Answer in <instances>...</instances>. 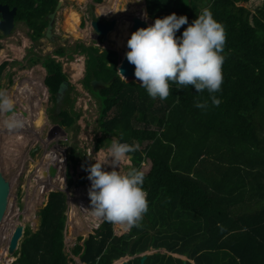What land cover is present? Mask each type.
Segmentation results:
<instances>
[{
  "label": "trees",
  "instance_id": "16d2710c",
  "mask_svg": "<svg viewBox=\"0 0 264 264\" xmlns=\"http://www.w3.org/2000/svg\"><path fill=\"white\" fill-rule=\"evenodd\" d=\"M57 1L0 3L16 7L15 22H24L31 30L30 38L37 41L45 37L47 15ZM260 1L255 10L250 7ZM144 3L146 10L142 13L147 11L152 21L175 13L186 16L191 24L204 9L211 11L226 35L221 53V90L197 93L191 86L170 83L166 100L152 99L139 83L126 81L134 76H124L125 80L119 75V58L113 51H100L97 46L83 43L71 50L60 46L53 51L54 55L70 58L72 51L87 55L82 83L99 103L102 135L96 139V150L110 147V135L116 130L123 134L118 136L119 143L139 146L146 142L142 149L129 153L134 157L132 168L145 174L148 209L140 226L124 231L119 225L103 221L88 237L80 234L71 252L83 264H112L150 248L184 255L189 260L155 252L147 255L143 264H264V0ZM142 20L141 16L133 20L119 45L112 43V35L107 36V45L121 49L122 59L129 50L127 40L141 27ZM150 25L146 18L144 26ZM187 26L183 25L176 36L180 37ZM28 62L41 63L45 68L43 82L58 107L54 119L72 128L79 113L73 109L68 91L59 102L56 97L60 83L67 80L61 62L50 54L29 55ZM6 65H0V74ZM93 78L112 82L108 87L95 88L90 83ZM213 97L220 101L218 105ZM197 102L206 107H195ZM111 109L113 114L108 116ZM145 160L149 166L144 171L141 163ZM69 161L77 163L73 150ZM67 177L71 179L68 172ZM56 178L50 183L39 181L42 194L61 183ZM85 182V173H81L77 185ZM34 205L32 202L31 207ZM66 210V194L51 191L40 209L39 227L24 230L19 255L10 264H69L71 259L64 249ZM9 235L10 239L13 233ZM7 242L0 257L8 256ZM127 264H140V256Z\"/></svg>",
  "mask_w": 264,
  "mask_h": 264
},
{
  "label": "rangeland",
  "instance_id": "374dc122",
  "mask_svg": "<svg viewBox=\"0 0 264 264\" xmlns=\"http://www.w3.org/2000/svg\"><path fill=\"white\" fill-rule=\"evenodd\" d=\"M77 1L81 0H63L62 7L58 10L56 15L57 19L54 22V31L58 36H67V39L64 42L59 39L51 41L46 37L34 41L29 36L31 30H29L28 26L22 21H17L15 23L10 34L4 35L0 32V65L2 63H7L0 74V91L4 92L8 97H11V92L14 91L13 86L16 82H23L22 87L25 89L26 86H28L26 84L29 81H32L34 84L33 90L35 89L36 91V94L32 90L27 94V102L29 104L26 105V111L30 114V122L25 120V122H28L26 123L28 128L24 123V127L19 129L23 132L22 136H12L17 130L11 134L10 131L3 126V121L8 117L3 113H0V169H2L10 182L7 197L9 198L8 203L3 209L0 217V250L4 248L6 243H8L7 241H10L11 238L9 239V234L14 233L16 229L20 228L22 230L23 234L19 240L21 243L25 232L24 230L29 228L31 231H35L39 227L40 209L45 206L47 196L49 192H51L50 190L42 194V189H40L39 184V176L44 170H53L55 171V176L61 181L60 184L55 186L53 191L60 190L59 188H61L67 198L64 249L68 257L71 259L69 264H83L80 262L79 258L74 256L71 252L72 247L78 241V236L82 233L85 234L86 232V229H83V226H80L77 223L76 212L74 213L76 223H74V217L71 216L73 210L76 211L79 204L77 201L78 195L76 190L87 185L88 182V185H90V181L87 179L88 172L86 169L92 163L103 161L108 156V149L110 147H105L99 150L95 149L96 139L102 134L98 126V99L94 97L82 83L87 55L78 51H72V57L70 58L68 55H54L53 51L60 46L71 50L75 44L83 43L87 46H97L100 51L108 49L109 51L115 52L119 58V62L122 61L123 57L121 49H116L114 46L107 45V42L103 43L101 38L95 39V32L90 24L92 12L95 9L100 12V18L103 19L101 16L111 18V13H109L110 11L108 9L110 0H102V2L85 0L86 3L82 5H79ZM260 4L261 1L260 3L256 2V4H253L250 7L255 10ZM66 6L78 9L82 15L80 22L76 27L77 30L72 33L73 36L66 32ZM128 13L130 18L126 30L130 28L133 20L140 14L139 7L132 8ZM128 13L126 12L125 16H127ZM146 14L152 24V19L149 18L147 12ZM125 16L123 19L126 18ZM143 17L144 16H142L143 20L141 25H144L146 22V19ZM116 26H121V24L117 22L114 28H116ZM125 34H122L114 45H119ZM32 54L39 56L50 54L54 56L56 60L61 62L62 70L66 74L68 80V85L64 88V91H68L67 93L73 101V109L79 113L72 128H66L59 125L58 119H54L58 112V107L51 100V94L43 82L46 70L41 63L29 64L28 57ZM134 78L130 77L126 81L134 80L139 83V81ZM56 97L59 102L60 97L58 95ZM63 97L64 95H62V98ZM40 99L44 101L41 103V110L44 112L42 117L41 115L36 114L35 110H31L37 107V104L40 108ZM33 100L37 103L32 102ZM13 102L14 106L18 105L19 107L24 104V101ZM112 114L113 109L108 111V116H111ZM20 117L22 118L21 115ZM24 128L26 130H24ZM113 138L114 137H111L112 142ZM145 144L146 142L139 145L138 148L142 149ZM136 145L138 144L136 143ZM71 150H73L76 155L77 163L75 164L69 161ZM128 155L130 156V154ZM132 161H134V157L130 160L123 161L118 171L121 174L126 173L132 168ZM148 166L149 161L145 160L141 163L142 170L144 171L148 169ZM104 167L106 171L112 170L108 166ZM67 172L71 176V181L67 177ZM81 173H85L86 182L82 185H77ZM39 197H41V199ZM38 199L39 201H37ZM32 202H35L33 207H31ZM79 215L80 214L78 213L77 216ZM3 220H5V222ZM13 223H18L20 225H13ZM1 227L4 228L1 229ZM93 229L95 228H92V230ZM20 243L17 248L13 249L9 257H1L0 264H10L11 261H14L18 257ZM5 252L7 255L8 247H6ZM155 252L170 254L173 257L183 259L184 261L189 260L184 255L170 253L164 249L150 248L142 254L145 253L146 255H150ZM133 258L134 256L130 255L125 257L127 260H132ZM190 262L193 263V261ZM120 263V261H116L112 264Z\"/></svg>",
  "mask_w": 264,
  "mask_h": 264
},
{
  "label": "clouds",
  "instance_id": "9594fccd",
  "mask_svg": "<svg viewBox=\"0 0 264 264\" xmlns=\"http://www.w3.org/2000/svg\"><path fill=\"white\" fill-rule=\"evenodd\" d=\"M143 18H147L146 13ZM153 22L131 33L127 40L129 50L125 54L127 61L134 65L135 78L148 96L166 100L170 94V83L181 87L191 86L197 93L207 90L209 94H214L220 91L224 62L221 53L226 35L211 11L204 9L191 24L186 16H177L175 13ZM183 25L188 26L177 37L176 32ZM213 102L217 105L220 103L215 97ZM194 106L204 108L206 104L197 102ZM0 113L9 114L3 121V126L9 131L24 127L23 119L14 111V102L2 91ZM119 135L122 137L123 134ZM138 147L119 143L113 138L108 156L86 169L90 181L88 196L92 215L119 225L124 231L139 227L148 209L147 192L143 188L144 172L136 168L124 174L118 171L123 161L131 159L128 154L136 152ZM104 166L112 170L106 171Z\"/></svg>",
  "mask_w": 264,
  "mask_h": 264
},
{
  "label": "water",
  "instance_id": "95a60500",
  "mask_svg": "<svg viewBox=\"0 0 264 264\" xmlns=\"http://www.w3.org/2000/svg\"><path fill=\"white\" fill-rule=\"evenodd\" d=\"M144 2H145V0H144ZM62 4H63V0H58L53 11H51L48 14L49 20H48V24H47L45 32H44V36L51 41H55L56 39H59L60 41L64 42L67 39L66 35L58 36V34L54 31V22L56 19V15H57L58 10L62 7ZM145 10H146V6H145ZM15 13H16V7L10 8L8 4H1L0 3V14H1L0 31H2V34L8 35L11 33V30L14 26ZM99 14H100V12L97 9H95L93 11V19L91 20L90 24L93 27L94 32H95L94 38L95 39L101 38V41L104 43L107 41L108 33L111 30H113L115 25H116V17H114V16L111 18L106 17L103 20H101L99 18V16H100ZM140 28H146V26L141 25ZM117 69H118V73L120 76H121L120 73H122L123 76H127V75L134 76V65L130 64L127 61L126 57L124 59H122L121 62H119ZM111 82L112 81L105 82L102 79L93 78L90 83L93 87L100 88V87H108ZM67 85H68V80H64L60 83V86L58 89V96L60 97V99L62 98V95L64 93V88L67 87ZM119 134H120V132L118 130H116V131H113L111 133L110 137H114L117 140ZM130 157H132V154H130ZM54 173H55V171H53V170L52 171H50V170L42 171L40 173V176H39V181L44 182L45 180H47V181L54 182L57 179ZM9 188H10V182H9L8 178L5 176V174L3 173L2 169H0V217L2 215L3 209L5 208V202H6V199L8 197ZM59 189L61 190V188H59ZM38 190H39V188H38ZM51 191H53V190H51ZM102 222H103V220L101 221V223ZM100 224H99V226H100ZM91 233H92V229H86L85 236L88 237ZM22 234L23 233H22V230L20 228H18L14 231L13 235L11 236L10 242H9L10 247L8 248V257L11 255L13 249L17 248V246L19 245V243H20L19 240H20V237L22 236ZM146 257H147V255L145 253L140 254V264H143ZM118 260H120V262H121L120 264H127L128 263V260L125 259V257L119 258L115 261H118Z\"/></svg>",
  "mask_w": 264,
  "mask_h": 264
},
{
  "label": "bare ground",
  "instance_id": "6f19581e",
  "mask_svg": "<svg viewBox=\"0 0 264 264\" xmlns=\"http://www.w3.org/2000/svg\"><path fill=\"white\" fill-rule=\"evenodd\" d=\"M77 3H79V5L80 4L82 5V4H85L86 1L85 0H81V1H77ZM138 7H139V11H140V14L138 15V17L139 16H141V17L144 16L145 14L142 13V11L145 8L144 0H113V2H112V0H110V4H108V9L110 11L109 13H111L110 14L111 17H113V16L116 17V23L118 22V23L121 24V26H118V27L116 26V28H114L113 30H111V33H112V43L113 44H115L118 41V39L125 32V30H126V28L128 26L129 18H130L128 11L131 10L132 8H138ZM65 11H66L65 12L66 32L67 33H70V35H72V33H74L77 30L76 27L79 24L80 18H81L82 15H81V12L78 9H76L74 7H71V6L65 8ZM126 12L128 13L127 16H125V13ZM124 16L126 18L123 19ZM56 19H55V21H56ZM56 24H58V23H56ZM25 48H26V46H25ZM26 85H28V86H26V88L24 89V87H22L23 86V82H18L15 87L13 86V90L14 91L11 92L12 93L11 94V97H9L12 101H15V102H17V101H24V105H22L20 107L18 105H15L14 106V111L16 113H18L19 115L22 116V119H23V121L25 123V126H26V123H28V122H25V120L26 121H29L30 120V114H28L29 112L26 111V105L29 104L27 102V94H28L29 91L31 92V90L34 91L35 94H36L35 89L33 90L34 84L32 83V81L27 82ZM18 86H20V87H18ZM32 102L37 103L35 100H33ZM42 102H44V101L40 99L39 100V103H40L39 106H40V108L38 107V104H37V107L31 109V110H35L36 111V114L41 115V117L43 116V113H44L41 110V103ZM3 114L6 115L7 117L9 115L7 113H3ZM24 130H26V129L24 128ZM13 132H15V131H12V132L10 131L11 134ZM13 135L14 136H17V137H20V136L23 135V132H21L18 129L17 132H15V133L12 134V136ZM3 136H4V134H3ZM45 181L47 183H50V181H47V180H45ZM40 182H42V181H40ZM89 187H90V185H84V186H82V187H80V188H78L76 190V193L78 195L77 201L79 203L78 204L79 210H78V208H77L76 211L73 210L72 215H71L72 217H74L75 216L74 213L76 212V221H77V223L80 226L81 225L83 226V229L97 228V227H99V224L102 221V220L97 219L96 217H94L92 215L91 209L89 208L90 207V200H89V196H88V189H89ZM8 199L9 198L6 199L5 206L8 203ZM78 213L80 214L79 216H77ZM78 219H79V221H78ZM3 221L5 222V220H3ZM74 223H76L75 222V217H74ZM0 259H1V257H0Z\"/></svg>",
  "mask_w": 264,
  "mask_h": 264
},
{
  "label": "flooded vegetation",
  "instance_id": "af4514ba",
  "mask_svg": "<svg viewBox=\"0 0 264 264\" xmlns=\"http://www.w3.org/2000/svg\"><path fill=\"white\" fill-rule=\"evenodd\" d=\"M47 16H48V15H47ZM101 17H103V19L106 18V17H104V16H101ZM99 18H100V17H99ZM0 19H1V14H0ZM92 19H93V12H92ZM92 19H91V20H92ZM100 19L103 20L102 18H100ZM81 22H82V21H81ZM15 23H16V22H15V19H14V25H15ZM13 28H14V26H13ZM13 28H12V29H13ZM45 29H46V28H45ZM11 31H12V30H11ZM0 32L2 33V31H0ZM44 32H45V31H44Z\"/></svg>",
  "mask_w": 264,
  "mask_h": 264
},
{
  "label": "crops",
  "instance_id": "0c3cea01",
  "mask_svg": "<svg viewBox=\"0 0 264 264\" xmlns=\"http://www.w3.org/2000/svg\"><path fill=\"white\" fill-rule=\"evenodd\" d=\"M126 31H127V30H126ZM126 31H125V32H126ZM125 32H124L123 34H125ZM108 35H112L111 31L108 33ZM104 43H105V42H104ZM116 45H117V44H116ZM17 83H18V82H16V83L14 84V87L17 85ZM18 87H20V86H18ZM23 105H24V104H23ZM119 261H120V260H119Z\"/></svg>",
  "mask_w": 264,
  "mask_h": 264
}]
</instances>
